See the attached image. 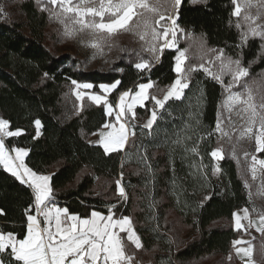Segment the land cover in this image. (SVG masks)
I'll use <instances>...</instances> for the list:
<instances>
[{
    "label": "trees",
    "instance_id": "trees-1",
    "mask_svg": "<svg viewBox=\"0 0 264 264\" xmlns=\"http://www.w3.org/2000/svg\"><path fill=\"white\" fill-rule=\"evenodd\" d=\"M0 5V119L9 121L8 130L21 133L7 137L5 144L26 149L25 164L36 174H50L55 203L82 218L110 210L115 217H130L142 247L131 249L124 241L125 252L141 263L235 264L232 242L242 232L234 230L232 215L243 207L252 212L257 204L247 195L242 167L226 152L214 174L210 153L217 146L214 129L223 87L203 71H193L181 99L172 98L157 111L151 130L131 122L136 135L123 150L105 153L88 142L108 122L104 105L83 99L76 113L73 81L92 84L93 92L101 84L119 82L107 98L112 107L121 93L134 92L145 82L151 81L149 93L160 97L177 77V50L165 49L152 59L138 48L130 49L128 37L117 34L113 42L126 40L118 48L117 61L106 69L85 70L79 59L55 54L46 45L53 10L49 2L0 0ZM171 5L169 0L163 7ZM234 8V0H182L175 10L177 24L191 39L179 48L193 42L195 49L188 46L187 52L195 55L222 49L239 56L250 77L264 73V40L248 38L239 47L240 17L234 16ZM189 58L185 69L194 65ZM142 61L150 63V70L135 67ZM151 106L149 99L136 108V118L148 116ZM118 180L126 199L119 195ZM29 208H34L31 189L0 166V232L23 238ZM253 244V259L264 264L263 244L258 239ZM0 256L17 264L7 252Z\"/></svg>",
    "mask_w": 264,
    "mask_h": 264
},
{
    "label": "snow or ice",
    "instance_id": "snow-or-ice-1",
    "mask_svg": "<svg viewBox=\"0 0 264 264\" xmlns=\"http://www.w3.org/2000/svg\"><path fill=\"white\" fill-rule=\"evenodd\" d=\"M39 2V0H38ZM53 6H59V11L49 10L50 16L65 23L70 20L72 25H79V29L70 28L65 25V35L72 37L77 30H89L93 34L104 33L108 37L117 35L121 31L133 32L134 29L141 26L140 17L145 13H152L155 17L154 24H150L148 20L143 21L144 32L137 33L141 40L145 36H151L152 43L149 45L148 50L153 53H162L165 48L176 49L178 55L175 56V68L177 78L169 86L168 90L160 99L156 95H151L149 90L153 88V83H142L138 85V91L132 93L131 90L123 92L119 98L120 111L116 114V121L119 127L113 123H106L104 128L111 129L110 131L101 135V144L104 147L105 153L123 149L129 136H135V128L130 125L127 120L120 122L121 117H127L129 113L132 118H135L133 108L136 104L144 105L146 100H151L155 107L151 112V117L143 126L151 130L153 123L157 119V109H164L165 104L172 98L177 100L181 99L183 89L188 87L186 82L189 74L192 71L198 70L195 67L185 69L183 67L186 60L187 49L180 50L177 46V31L179 29L177 24V15H168L167 10L161 11V7L168 3L169 0H156V3H150L149 0H99L98 6L84 7L83 5L90 3L91 0H48ZM235 2V0H234ZM264 2V0H262ZM172 6L178 9L182 0H171ZM42 11L45 9H41ZM240 8L237 7L234 14L239 15ZM108 16L106 20L105 17ZM98 18V19H97ZM250 19V17H245ZM163 22V23H162ZM249 34L253 37H260L264 40V27H249V31L243 33L242 39L247 40ZM162 41V43H161ZM93 48L100 49V41H93L90 44ZM102 50V49H101ZM158 58V57H157ZM217 59L221 60L220 74L209 73L214 79L223 85L221 75L227 74L231 76V81L226 85V90L229 92L228 100L229 111L235 105L241 106V111L248 113L249 120L246 127L243 128L241 136L247 135L249 138L254 139L257 152H264V102L257 105L255 98L252 94L251 87L247 81L241 85L243 78L249 76V69L242 66L241 60H233L231 58H224L223 51ZM135 67L140 71L150 70L151 65L147 61L137 63ZM204 69V65L199 66ZM206 72L207 69H204ZM119 82H117L118 84ZM78 88L91 89L92 84L84 83L77 84L73 81ZM233 85H241L244 88L242 92L232 93L231 88ZM116 87V84L111 86L100 85V88L109 92ZM131 97V103L126 104V98ZM90 99L97 104L102 101L107 104L104 97L100 95H92ZM259 108V111H258ZM107 114H112V106H107ZM259 117V123H257ZM36 126L39 128L40 121H35ZM9 121L0 119V164L10 172L21 184H26L33 190L34 194V208H29L26 212L27 215V235L22 239H17L13 233L4 234L0 232V253L7 254L19 264H128L131 257L125 253L124 243L121 237L118 236L114 229H119L120 232L127 233L126 239L131 242L137 249L142 247V241L138 234L131 227L130 217H121L113 219V213L103 216L99 212L93 211L91 213L92 219H80L72 215L68 216L67 209H60L49 207L46 201L51 196V188L49 186V177L44 175H37L30 168L24 164V157L28 154L27 150L23 148H13L11 152H15V157L10 155L9 150L5 147L4 137H14L20 135V131H10ZM255 129V131H254ZM216 131L221 132L223 135L228 133L223 132L221 128V120L218 118L216 124ZM195 151V149H193ZM210 155L214 158H223L221 149L213 150ZM253 160V177L255 178L256 164H259L264 169V159L257 160L256 156H252ZM19 161V163H16ZM123 174L121 173V178ZM119 195L126 197L124 188L117 182ZM35 211L36 215L32 212ZM244 215L241 217L239 214L234 213L235 228L240 230L244 228L241 220H249V227L253 226L254 222L249 219L247 209L243 210ZM3 212L0 210V215ZM38 215H43L44 223L51 225L55 221V232L51 227H45L39 231L40 222L37 219ZM66 216L67 219L73 223L70 225H63L61 216ZM104 223L101 224L100 222ZM256 230L264 233V214L259 215V222L255 225ZM247 229H245L246 231ZM57 237L59 240H57ZM246 243L242 240L233 241V246ZM243 253L244 256L251 257L252 248H237V254ZM0 264H9L0 256Z\"/></svg>",
    "mask_w": 264,
    "mask_h": 264
},
{
    "label": "rangeland",
    "instance_id": "rangeland-1",
    "mask_svg": "<svg viewBox=\"0 0 264 264\" xmlns=\"http://www.w3.org/2000/svg\"><path fill=\"white\" fill-rule=\"evenodd\" d=\"M44 1L48 2V0H44ZM149 2L156 3V0H149ZM234 3H235L234 12L237 7L240 8L239 15L234 14L235 17L237 16L240 17L238 21V25L241 29V42L239 44V47H240L245 42V40L242 39V35L243 33H246L249 31V27H257V26L264 27V2H262V0H235ZM98 4H99V0H91L90 3H87L83 6L84 7H94V6H98ZM51 6L53 7L52 9H54L55 11L60 10L59 6H53L52 4ZM1 9H2V5H0V11ZM165 9H166L165 7H161L160 10L165 11ZM166 10H167L168 15H175L176 9L172 5L169 9H166ZM245 17H250V19L246 20ZM156 18L157 17H155L154 14L152 13H145L143 17L139 18L141 22V26L139 28L134 29L133 32L121 31L118 33V35L128 37V42L126 44L130 47V49L138 48L141 51L148 53V55L152 59H156L160 53H153L148 50L149 45L152 43L150 34L145 36L144 40H141L139 35L137 34V33H141L145 31L143 27L144 20H148L150 24H154V20ZM105 19L106 20L108 19L107 15ZM66 24L70 28L79 29V25H72L70 20H66L65 23H61L60 20L51 16L50 26H49L50 28H48L47 30L48 35L46 36V45L53 53L61 54L65 52V53L71 54L73 57L82 61L83 68L85 70L106 69L111 65L112 62L117 61L118 48L124 45L126 42L124 38L119 37V39L113 42L112 37H108L107 34H104V33L93 34L89 30H83V31L77 30L75 32V35H73L72 37H69L65 35V25ZM51 35L60 37L59 41L58 40L55 41L54 40L55 37ZM51 37L53 38L51 39ZM248 38H260V37H253L249 34ZM189 39H191L190 35H186L183 31H179V30L177 31L178 48L181 43L183 42L186 43V41ZM93 41H100V49L93 48L90 46V44ZM187 44L193 50L195 49L193 42L192 44L191 43H187ZM112 45H114V47ZM188 46H186V48H182V49L179 48V49L184 50V49L189 48ZM172 50H176V49H172ZM221 50L222 49L205 50L196 55L192 53H188L186 51V60H185L183 67L185 68V64L188 60V55H189V57H191L189 59L194 60V65L192 67L197 68L199 71H203L206 75L214 79L213 76L210 75L209 73L220 74L221 60L217 59V56L220 55ZM222 51H223L224 58H231L233 60L240 59L239 56L231 57L227 55L224 52V50ZM176 55H178V52H176ZM200 65H204V69H207L208 71L206 72L204 69H201L199 67ZM191 73L188 76V79L186 81L187 83L189 81ZM221 79L223 80V85L219 81L214 79L223 87V90H224V98L221 103V108L218 113V118L221 120V128L223 132L228 133V135H223L221 132L216 131V125H215L214 135H215V140L217 142V146L215 147V149L217 148L221 149L222 157H223V154L226 152L231 158H233L234 161L238 163V165L242 167L244 174H245L244 185L247 191V195L249 196L250 200L253 199L254 202L258 206L257 207V206L252 205L251 206L252 212L247 207H243V208L248 210V213L251 218H259V215L262 214L261 210L264 209V175L262 173L263 169L260 167L259 164H256L255 165L256 167L255 178L253 177L252 156H256L257 160H261V159H264V152L256 151V145H255L254 139L249 138L247 135L243 137L241 136V132L243 128L246 127L248 124L249 115L248 113H245L240 110L241 109L240 105L233 106L232 110L229 111V104L231 102L228 100L229 92L226 90L225 86L228 85L229 82L231 81V76L227 74H223L221 75ZM245 81H247V84L252 89V94L255 98V103L259 105L260 103L264 102V73H259L253 77L248 76V77L243 78V80L241 81V85H243ZM241 85H233V87L231 88V92L236 93V92L244 91V88ZM169 86L167 87V89L169 88ZM70 93L77 101L74 107V110L76 113H78L80 112L82 108V100L83 99L89 100V97L86 96V94L101 95L102 92L99 90V88L97 92H93L92 90L78 88L75 84H73L70 88ZM119 96L116 100L115 106L112 107L113 109L112 114L107 116L108 117L107 123H113L117 125L116 114L120 111L118 107L119 98H120ZM128 103H130L129 99L126 100L125 107H127ZM102 104L105 105L107 109V106L109 105V103L107 104L102 103ZM141 107H144V105ZM154 107L155 105L152 102V106L150 108L149 114L154 109ZM135 109L133 110L134 113H135ZM258 111H259V108H258ZM149 114L144 119L139 120L138 118H136V115H135V118H132V114L129 113L127 117H121V122H125L127 120L128 123H131V122L140 123L141 125L145 120H147V118L149 117ZM257 123H259V117H257ZM6 138L7 137H4V141L6 140ZM220 159L221 158L213 157V160L215 162V167H214L215 175H217L219 172L218 162L220 161ZM243 225H244V228H243L244 231L241 230L242 234L240 236L245 238L247 236H250L251 230L245 231L246 225L244 222H243ZM253 236L256 239L260 240L261 244H263L261 245L260 253H262L263 255L262 258L264 259V238L260 233L255 232V231H254Z\"/></svg>",
    "mask_w": 264,
    "mask_h": 264
},
{
    "label": "crops",
    "instance_id": "crops-1",
    "mask_svg": "<svg viewBox=\"0 0 264 264\" xmlns=\"http://www.w3.org/2000/svg\"><path fill=\"white\" fill-rule=\"evenodd\" d=\"M165 49H168V48H165ZM164 49V50H165ZM174 68H175V64H174ZM175 72V71H174ZM176 73V72H175ZM176 75H177V73H176ZM177 78V77H176ZM175 78V79H176ZM175 81V80H174ZM173 81V82H174ZM151 82V81H150ZM172 82V83H173ZM145 83H148V82H145ZM116 84V83H115ZM142 84V83H141ZM101 85H104V84H101ZM113 85V84H112ZM139 85V84H138ZM138 85H137V87H136V89H135V91L134 92H132V93H135L136 91H138L139 89H138ZM108 86H111V85H108ZM116 86H117V84H116ZM93 88V87H92ZM92 88L91 89H86V90H92ZM98 88H99V90L102 92L101 93V95L100 96H102V97H104L105 99H106V101H107V98H108V96H109V94L116 88H113L111 91H109V92H105V91H103L101 88H100V85L98 86ZM168 90V89H167ZM127 91H129V90H127ZM183 91H184V89H183ZM123 93H121L120 94V96L122 95ZM165 94V93H164ZM163 94V95H164ZM93 94H86V96H88L89 97V100L90 101H92L91 99H90V97L92 96ZM119 96V97H120ZM163 98V96L162 97H160V99H162ZM129 99V101H130V103H131V97H129V98H126V100H128ZM173 99H175V98H173ZM147 101V100H146ZM145 101V102H146ZM93 103H95V104H97L96 102H94V101H92ZM144 102V103H145ZM102 103H104L103 101L101 102V104ZM100 104V103H99ZM137 107H141V105L140 104H136L135 106H134V108H133V110L135 109V108H137ZM158 110H160V109H157V111ZM104 111H105V114H106V116H109L108 114H107V111H106V106L104 105ZM152 112V111H151ZM151 117V113L149 114V117L147 118V120H145L142 124H141V126L143 127L146 123H147V121H148V119ZM117 122V121H116ZM121 122V121H120ZM117 127H119V124L117 123V125H116ZM35 128H36V135H37V137L40 135V126H39V128L36 126V124H35ZM144 128V127H143ZM145 129H147V128H145ZM111 129H108V128H104V126H103V128L102 129H100V130H98L97 132H94L93 134H91L90 135V137H89V139H88V142L90 143V144H92V145H98V146H100L103 150H104V147H103V145L101 144V133L102 132H104V133H106V132H108V131H110ZM127 143V142H126ZM125 146H126V144H125ZM125 146L123 147V149L125 148ZM6 149L7 150H9V152H10V155H12L13 157H15V152H11V149H8L7 147H6ZM123 149H119V150H116V151H120V150H123ZM26 150V149H25ZM116 151H111V152H116ZM104 152H105V150H104ZM111 152H109V153H111ZM27 153H28V151H27ZM27 156V155H26ZM26 156L24 157V164H25V159H26ZM16 163H19V161H16ZM0 166L6 171V172H8L5 168H4V165L3 164H0ZM25 166L26 167H28L26 164H25ZM29 168V167H28ZM8 173H10V172H8ZM11 174V173H10ZM37 175H39V174H37ZM41 175H44V176H48L49 178H50V174H41ZM49 186H50V188H51V185H50V179H49ZM31 189V188H30ZM31 191H32V193H33V190L31 189ZM33 199H34V194H33ZM46 203L48 204V206L49 207H55V208H60V209H66V208H64V207H62V206H59V205H57L56 203H55V201L52 199V197L50 196L49 197V200L48 201H46ZM245 208H241V209H238V210H236L234 213H236V214H239L241 217H243V215H244V212H243V210H244ZM111 211V210H110ZM110 211L107 213V214H104V213H102V212H100V211H95V212H99V213H101L103 216H107V215H109V213H110ZM93 212V211H92ZM91 212V213H92ZM67 213H68V211H67ZM91 213H90V215L87 217V218H82V217H79L78 215H75V214H70V213H68V216H72V215H75V216H77V217H79L80 219H92V217H91ZM111 213H113L112 211H111ZM234 213H233V215H232V225H233V228H234V230H237L236 228H235V221H234ZM114 214V213H113ZM33 215H36V213H35V211L33 212ZM121 217H126V216H118V217H115L114 215H113V219L115 220V219H119V218H121ZM37 219H38V221L40 222V224H39V228L37 229V231H39V230H41V229H43V228H45V227H51V230L53 231V232H55V221L53 220V222H52V224L51 225H46L45 223H44V217H43V215H38L37 216ZM249 219L250 220H252L253 222H254V224H253V226H251V227H249L248 225H249V220H244V219H242L241 220V223H242V225H243V222L245 223V225H246V229L247 230H251V232H250V236H247V237H242V236H239L236 240H242V241H245L246 243H244V244H241V245H236L235 247L233 246V242H232V253L234 254V256H235V259H236V261H235V264H257V262L253 259V253H254V244H253V241L256 239L254 236H253V234H254V231L255 232H258V233H262V232H259V231H257L256 230V224H258V222H259V218H251L250 217V215H249ZM61 221H62V226L63 225H70L71 223H73L71 220H69V219H67V217L66 216H61ZM101 224H103L104 222L103 221H101L100 222ZM131 227L133 228V226H132V223H131ZM134 229V228H133ZM244 231L243 230V228H241L240 229V231ZM113 231H116L117 232V234H118V236L119 237H121L122 238V240H123V243H124V241H126V242H128L129 243V245H130V248L131 249H135V250H140V249H137L131 242H129L127 239H126V237H127V233H125V232H120L119 231V229H114ZM135 231V230H134ZM241 231V232H242ZM4 234H7V233H4ZM27 235V224H26V233H25V236ZM24 236V237H25ZM23 237V238H24ZM22 239V238H21ZM57 240H59V238L57 237ZM235 241V240H234ZM249 246H251V248H252V253H251V257H248V256H244L243 255V253H241V254H237V248H241V247H243V248H248ZM125 248V247H124ZM126 253V252H125ZM126 255L127 256H129V257H131V260L128 262V264H149V263H141L132 253H126ZM16 262V261H15ZM17 264H19V262H17ZM100 264H102V261L100 262Z\"/></svg>",
    "mask_w": 264,
    "mask_h": 264
},
{
    "label": "built area",
    "instance_id": "built-area-1",
    "mask_svg": "<svg viewBox=\"0 0 264 264\" xmlns=\"http://www.w3.org/2000/svg\"><path fill=\"white\" fill-rule=\"evenodd\" d=\"M5 142V141H4ZM5 146H6V144H5ZM7 147V146H6Z\"/></svg>",
    "mask_w": 264,
    "mask_h": 264
}]
</instances>
